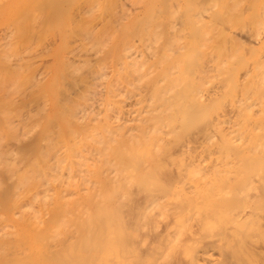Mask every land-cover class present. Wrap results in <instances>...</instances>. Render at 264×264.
Wrapping results in <instances>:
<instances>
[{
    "label": "bare ground",
    "instance_id": "6f19581e",
    "mask_svg": "<svg viewBox=\"0 0 264 264\" xmlns=\"http://www.w3.org/2000/svg\"><path fill=\"white\" fill-rule=\"evenodd\" d=\"M42 1L43 4H40L47 6L46 3L44 4V0ZM51 1V5L55 6L60 1L62 2V0H59V2L55 0L57 3L54 2V4V0ZM74 1H69L68 6ZM83 1H81L82 5ZM136 1L138 2V0ZM172 1H174V4L168 5L169 8L172 7V12L169 14V16H172L169 17V22L167 21L169 18L166 20L169 24L164 21L165 19L158 20L160 17H157V15H160L157 13H163V9L169 4L167 0L163 4H166V7L161 5V8L159 2H156V8L153 9L155 11L158 8V11L157 15L153 16L152 14L156 12L153 13L151 10L153 6L147 7L146 1L143 0L140 1V4L144 2L143 6L141 5L142 15L140 16V13H137L136 19L133 20L132 18L131 20L133 23H126L127 25H125L123 22L126 20L123 22L121 20L127 19L125 17L126 11L128 14L131 9H126L124 12V8L121 6V13H119L117 9L118 1L116 0H102V2L99 0L96 5L94 3L96 1H93L94 7L91 4L92 2L88 0L90 5L85 6L94 10L98 7L96 10H99L103 15H100L101 20L98 29H95L97 23L95 26L93 24L94 29L97 30L94 32V36L91 34L94 38L89 36L94 42L91 45L95 44L94 48L89 46V42V45L87 44L90 50L93 49L92 54L90 51H86L89 49L84 47L85 49H83L88 52L85 53L88 57H83L87 55H81V58L76 59L75 55L79 52L77 51L75 55L73 52L76 53L74 50L79 46L76 48L74 46L73 50L69 49V53L73 51L70 54H73L74 60L79 61V59H82V61H79L82 62L81 64H78L77 61L73 63L71 60L73 57L67 58V56H72L69 54L66 58L64 57L65 60L60 58L61 61L63 59V63L66 62V66H62L64 69L62 72L66 73L61 72L59 76L58 73V80L55 77L57 81L55 83L53 81L54 87L52 85V88L54 91L50 98L49 107H47V104L43 105L42 102V110L38 114L35 113L36 116L42 117L41 111H43L47 120L40 123L43 121L41 118L40 120L36 118L38 122H35L37 121L35 118L32 121V118V125H30L31 122L28 123L29 119L35 115L32 113L34 116L30 117L31 111L29 110V114L26 112L30 117L28 121L23 123L21 119L20 121L17 120L25 128L21 127L25 131L23 135H20L21 130L18 133L19 135L16 134L19 130L17 132L14 130L16 133L12 131L13 134H10L11 137L9 136V132L14 127L12 123L16 121L14 119V117L16 118L15 112L13 113L15 115L12 114L14 109L11 110L12 106L9 109V104L14 105L15 96H18L20 90H23L22 93L24 92V86L30 83L31 78H28L31 74L28 75V78L26 74L25 78L22 75L23 73H20L23 72L22 69L20 72L16 71L19 76L15 73L14 78L17 77L18 82L16 83L15 79L11 80H15L14 84L20 90L17 89L19 93L16 92L15 94L14 92L15 96L12 100L9 99L11 101H7L8 97L3 101L4 97L0 95V102L2 100L0 103L2 118L0 120L3 122V125L0 124V264H264V116L262 115L264 111L262 100H264V97L261 96V93L264 95V90H261L264 89L263 83V87L259 88L261 79L264 78L259 76H264V68H262L264 60H262L263 57L256 58L263 70L262 73L260 72L261 74L259 71L257 72L258 67L256 65L258 64L255 61L253 65L257 69H255L256 73L252 72V74L257 77L255 78L252 75V78L249 77L245 80L244 77L241 79L240 76L247 75L248 70L250 71L251 68L247 65L242 67L245 63H250V61L245 62V59L241 58L242 51H247L248 48H244L246 46L242 47L244 38L241 39L242 45L240 47L245 50L241 49L242 51H240L239 43H237L238 46L235 44V47L232 41L235 40L236 42L239 38L236 40L235 35L231 34L235 33L231 30H237L236 27L240 30L236 31V34L237 32L240 34L243 29L244 31L251 29L252 34L255 33V37L250 33L251 31H248L249 34L245 32H242V34H251L256 42L264 44V18L258 16L264 10V6L260 7L263 0L258 4L260 10H263L258 11L257 16H255L256 12L253 9L254 16L259 17L261 21L253 16V12L248 14V16H253L255 20H251L257 26L254 25L255 27H253V23L248 22L250 29L246 27L248 24L246 21H249L247 19L250 17L245 22L242 21L246 26H242L243 23L239 19L237 23H241V25L236 23L237 19L235 17L239 14L242 15L244 11L241 9L240 13L237 14L239 11H236L235 7L240 10L239 6H232L235 4L234 2H236V5H240V3L237 4V0H229L230 2L226 0V2L234 7L233 12L234 10L237 12H234V15L237 14L235 17L229 15V18L233 20L231 25L235 21V25L241 27L236 26L235 29H229L230 35H224L223 32L225 31L223 30L226 26L224 22H222V25L225 24L224 27L222 26L223 28L219 26L220 24L216 25L214 23L218 26V30H222L221 34H216L218 32L216 31L217 28L213 26L215 29L212 32L219 37L217 42H220L222 35H224V38L228 37V39H225L227 42L221 40L222 43L226 42L227 45L229 42L232 44V52L235 48L234 52L237 53L238 57L236 53L227 51L229 49L226 48L228 45H222V51H224V47L225 52L227 51L224 54L226 56L227 53L229 54L228 59L234 54L229 59L232 62H228V64L230 63L231 65H229L232 66L236 60L238 61L241 58L245 62L242 63L240 60L243 64L242 66L239 65L241 69L249 68L248 70H242L241 73L237 72L240 67L236 70L234 66L232 68L227 64L228 60L220 48L219 52L215 50L222 43H216L220 45L217 46L211 40L212 37H216L212 36V22L220 23L225 21V18L228 19V16L224 15L226 12L221 11L222 16H227H223V20L212 21L219 16L216 15L215 6H212L213 0L211 2L209 0L205 1L209 2L208 6H210L208 8L212 10L214 7L213 11L210 9L205 10L207 5L203 8L200 7L201 9L197 7L201 6L202 3L204 4V2H201L203 0H199L200 5L199 2L194 1L193 3L198 5L187 3L188 6L190 5L189 9H186L188 6L184 4L186 0H181L184 2V9L183 7L178 8L176 2L178 0ZM220 1H222V7L225 11L230 10L232 12L228 8L229 6L224 7L223 0ZM45 2L49 4L50 1L45 0ZM253 2L256 6L257 2ZM63 3L67 4V1L63 0ZM132 3L134 9H136L135 7L139 8L140 5L136 6L133 1ZM80 6L81 4L78 7ZM56 7L60 11L54 8L56 10L48 12L50 14L54 12L53 19L56 16L57 20H54L56 23L51 20L50 24L53 25L54 23L57 26L59 15L57 16L56 13L59 14L66 5L62 8ZM126 7L128 8V6ZM18 8L19 5L13 8L14 10L11 9L8 14L13 11L15 13ZM169 8L166 9V13L169 12ZM68 9L66 7L65 11L67 12ZM147 9L149 12H147ZM243 9L245 8L243 7ZM28 10L26 9V12ZM37 10L36 14L40 11L37 12ZM72 10L74 11V8ZM23 11L25 13V10ZM150 11H152V14ZM206 11L210 13V18H213L211 19L212 22L208 20L207 23L203 19L204 14L208 15V12L205 13ZM210 11L214 13L212 14ZM30 12L29 15L33 11ZM183 12H187V16H183V18L186 17L185 21L181 18ZM24 13L20 16H23ZM134 13L136 15V12ZM96 14L99 15L97 12ZM150 14L151 17L148 16ZM29 15L26 16L30 17ZM83 15L82 18L84 19L85 16ZM105 15L106 17H104ZM263 15L261 14V16ZM155 16L158 18L157 23L155 20L154 23H151ZM166 16L168 15L166 14ZM166 16L164 17L166 18ZM209 16H207L208 19ZM27 17H24V20ZM3 18H8V16ZM41 18L43 19V17ZM149 18L152 20H149ZM88 19L84 21L91 20ZM181 19L184 21V25ZM227 19L225 21L227 23L226 27L230 28L232 26L229 27L230 24L228 23L231 22L229 19L228 22ZM22 20L19 22L20 20L16 18L12 19L14 23L10 22L14 26L16 23L22 24L24 21ZM15 21L18 22L15 23ZM162 22L163 24L167 23V30L164 29L165 26ZM64 23L67 25L66 22ZM116 23L118 24L116 25ZM17 24L14 28L17 26L21 29L23 25L18 24V26ZM4 25L7 24L2 25V30L6 29ZM9 25L8 23L6 27ZM81 25L83 26V24ZM251 26L257 32H253ZM256 27L257 30H255ZM14 28L11 27L12 32L9 31L10 34L13 33V30L15 32ZM32 28L34 27L32 26ZM18 31L20 35V31L24 32V30ZM55 32L57 34V31ZM79 32L85 34L82 33V38L93 33L89 27H85V30ZM45 33L43 36L48 34V32ZM8 34L7 37L11 36H8ZM68 34L64 35L68 37ZM17 35L16 38H18ZM233 35L234 40L229 39ZM250 36L248 37L250 38ZM30 38L32 40V37ZM80 40L82 42V39ZM164 40H167L166 43ZM163 42L165 45L168 43V45L163 46ZM252 42L254 41L252 40ZM14 43L12 44L14 45ZM19 43L22 42L19 41ZM248 43V45H251V40ZM34 44H37V41ZM8 45L10 46V44ZM30 45L28 46L30 47ZM212 45L217 47L215 48ZM25 46L27 47L26 44ZM210 47L217 52L216 55L213 54V58V50L211 52ZM248 47H251V49H249L250 52H246L249 53L246 57L256 50V47H252V45ZM14 48L16 49L15 46ZM80 48L81 54L82 49ZM159 48L160 51L164 49V52H159ZM254 48L255 50H252ZM15 49H12L11 52ZM238 49L240 53L236 51ZM263 49L262 46L260 52H264ZM16 50L18 52V47ZM220 52L225 57V61L219 59L220 62L214 63L213 60L216 61L215 58L217 59ZM5 53L3 51L0 54H3V56H0V58H3ZM13 53L14 59L19 57L16 56L18 53L16 55L15 52ZM89 53L92 58H90ZM40 55L33 56L38 58ZM56 55L58 57V54ZM262 55L264 56L263 53ZM223 56L221 55V58ZM8 57L11 61L10 56ZM25 58L24 55V58H19L20 60L18 58L17 61L13 60L14 63H19V61L22 62L21 59ZM233 58L236 59L234 62ZM0 60L2 62V59ZM9 61L7 64H9ZM14 63L8 66L15 65L16 67ZM30 63L29 67L31 66ZM24 64L21 65L23 68L27 63ZM21 66L19 63L18 68ZM7 67L5 71H3L4 69L0 70V73L3 71L0 74L3 83L8 80H4V76V78H7V76L13 78V76L9 77L12 69H9L8 74L5 73ZM65 68H67L66 71ZM63 69L61 68L60 71ZM261 69L260 71H262ZM13 74H10V76ZM66 76H69L71 80L67 79ZM262 81L264 82V79ZM18 83L23 85L19 86ZM14 84L12 82L13 87ZM34 84L36 86V83ZM37 85L39 86L38 83ZM1 86L0 83V93H3L1 92ZM6 86L8 85H5V88ZM3 87L2 89L6 91L7 88L4 89ZM27 88L31 90L29 87ZM256 89L260 94L253 95L254 92H257ZM7 92L10 95V92ZM33 94L36 95L37 93ZM19 95L25 97L26 94L20 93ZM36 97L34 96V98ZM34 98L32 100L36 101ZM18 100L21 102L20 99ZM36 102L38 104V101ZM22 104L21 107L25 105ZM37 104H35L36 107L40 105ZM21 116L24 117L23 114ZM26 123L31 128L25 127V125L27 126ZM5 131L7 133H4ZM39 131L41 132L39 133L40 136H37ZM200 141L204 145L198 147L197 144H200ZM186 176L187 179L188 176H194V178L198 176L196 178L198 180H193L194 178L190 177V180L187 181ZM206 176L209 180L204 179L203 181L202 179ZM227 176L228 178H226ZM230 176H232V179ZM234 176L238 179H235ZM199 179L204 183L201 181L199 183ZM196 181L199 183L200 188H198ZM201 184H204L205 187ZM140 199H143L141 200L143 205L140 203ZM133 216L135 219H133ZM171 221L173 224H170ZM162 226L165 227V231L161 228ZM160 231L166 235L164 233L162 235ZM167 238L170 239L168 242L170 244L167 243ZM152 239H158V245L154 244V246L151 243L153 246H150ZM162 240L164 242L167 240L166 244L161 243ZM160 243L163 244V247ZM145 252L149 253L146 257L144 256Z\"/></svg>",
    "mask_w": 264,
    "mask_h": 264
},
{
    "label": "rangeland",
    "instance_id": "374dc122",
    "mask_svg": "<svg viewBox=\"0 0 264 264\" xmlns=\"http://www.w3.org/2000/svg\"><path fill=\"white\" fill-rule=\"evenodd\" d=\"M0 1H1V2H0V3H1V4H0V20L2 19V20L0 21V28H1V29H0V37H1V38H0V45H1V46H0V54L3 53V51H4V53H5V51H6L5 55H7V56L4 55L3 58H0V59H2V62H1V60H0V68H1L0 70L4 69L3 71H5V70H6V67H7L9 64L14 63V62H15L14 60H16L17 58H18V59H19V58H24V55H25V57H26L27 59H26V58H25L26 60H25V59H21L22 62L19 61L20 66L22 65V63H25L24 65H26V63H27L26 66L29 67V63L31 62V63H30L31 66H30L29 68H27L26 66H25V68H23V67L21 66V67H19V68H20V69H19V68H18L19 63H14V64H16V67H15V65H14V66H13V65H10L11 68H9L10 66L7 67V71H6L5 73H7V72L9 73L11 69H12V71H11L12 73H10V74H13V73H14V74L11 75V76H10V74H9V77H12V76H13V78H8V76H7L8 73L6 74L7 78H4L5 76L3 77L4 80H5V79H8V80L10 79L9 81L6 80L9 84L11 83L10 85H9L7 82H4V83H7V84H4V83L2 82V78L0 77V78H1V79H0V83H1V85L4 86V87H3L4 89L7 88L6 91H5V90L2 89V86H1V92H3V93H0V95L4 97V98H3V101H4V99H7V97H8L7 101H8L9 99L12 100L13 96H15V95H14V92H15V94H16V92H17V93L20 92L21 94H24V95L26 94L25 97H23V95H19V94H20V93H19L18 96H17V95L15 96L16 98L14 97V98H15V99H14V105L9 104V105H10V106H9V109H11V108H12L11 110L14 109V110L12 111V114H13L14 112H15V114H16V115L13 114V115L16 116V118L14 117V119H16V121H14V122L12 123V125L14 126V127L12 128L13 130L10 129L11 131L9 132V136L11 137L10 134H13L12 131H14V130H15L16 132L19 130L17 133L14 131L16 134H18V133H20V132L22 131V132L20 133V135H23V133L25 132V131H23V129H21L22 124H21V123H20V124L18 123V122L20 121V119H21V121H23V123H25L26 121H28V119H29L31 116H34L35 113H36V114L40 113L39 111L42 110V109H41V106L43 107V105H46V104H47V107H49V105H50V103H51V99H50V98H51L52 92L54 91V89L52 88V85H53V87H54V83L59 79V77H57V74L59 73V74H58V76H59V75L61 74V72L64 71V69H63L62 66H66V65H65L66 62L64 61V63H63V59H64V57L66 58V56H67L68 54H69V55H72V56H67V58L70 59L71 57H73V58H71V60H72L73 63H74V62L77 61V60H74V56H73V54H74V55L77 54V51L79 52L77 55H80V56L78 57L77 55H75V58H76V59L81 58V55H87V54H85V53H88L89 51H90V53L92 54V50H93V49L90 50L89 48H90L91 46L93 47L95 44H92V45H91V43H94V42H92L93 39H92V38L90 39V37H93V36L95 35L94 32L97 31V30H95V29H98L97 27L100 26V20H101V19H100V15H101L102 13H100L99 10H96L98 7H97L95 10L86 7L87 5H90V4H89L90 2L88 3V0H87V1H86V0H84V1H83V0H75L74 2H72V4H69V6H68V3H69V1L71 2L72 0H69V1L66 0V1H67V4H66V3L64 4V3H63V0H62V2L60 1L61 3H60L59 0H58L59 3H58V5H56V6H59V7L62 8L63 6L66 5L67 9H68L69 7H70V8L68 9L67 12L65 11L66 7L62 8V9H61V12H60L59 14L55 12V13L57 14V16L59 15V17H58V21H57V26H56V24H54L53 22H52L53 25L50 24V23H51V20H53V21H54L55 19L57 20L56 16H55V18L53 19V16H54L53 13H54V12H52V13L50 14L48 11L51 12V11H54V10H56V9L60 11V9H58V7H56V6L53 5V4H52V5H53V6H52V5H51V2H52L51 0H48V2L50 1L49 4H48L47 2H45V0H44V4L46 3L47 6H46V5H45V6L42 5V4H43V1H42V0H19L18 2H17L16 0H3V1L0 0ZM31 1H32V2H31ZM37 1H39V3H37ZM40 1H41V2H40ZM46 1H47V0H46ZM64 1H65V0H64ZM81 1H83V5H82V2H81ZM89 1L92 2L91 4L93 5V7L96 5L97 2H99V0H89ZM93 1H96V2H94L95 5L93 4ZM103 1H104V0H103ZM116 1H118L117 3H118V6H119V7L117 6V9H118L119 13H121L120 8L122 9V7L124 8V12L126 11V9H127V10H130V9H131V10H130L131 12H130V13L128 12V14H127V11H126V16H125V17H126L127 19H123V20H121L122 22H123L124 20H126V21L123 22L125 25L130 24V23H133V21H131L132 18H133V20H134V18H135L139 13H140V14H139L140 16L142 15V13H141L142 10H141V9H142L143 3H144L145 1H146V2H145V3H146V6L148 5L147 7H152V6H153V7L151 8V10L153 11V13L156 11L155 14H152V13H151L152 11H150V13L152 14V16H153V15H157V14H160V15L163 16V14L166 13V12H165L166 9L169 8L168 5L171 6V5L174 4V1H172V0H171V1H168V0H167V3L169 2V4H167V5L165 4V5L167 6V7H166L165 5H163L164 2H165L166 0H164V1L162 0L163 3H162L161 0L158 1L159 4H160V6H159L160 8H161L162 6H164V7H166V8H164V7H163L164 9L162 8V9L164 10L165 13H164L163 11H162L163 13H159V12L157 13L158 8H157V10L155 9V11H154V9H153L154 7L156 8L155 5L158 3L157 0H156V1H153V0H152V1H151V0H144V2H143L142 4H140V3H141L143 0H138V2H137L136 0H129V1H128V0H121L120 2H119V0H116ZM132 1L135 3L136 6H137V5H138V6L140 5L139 8H138L140 11L137 9V7H135L136 9H134V8L132 7V4H133ZM135 1H136V2H135ZM140 1H141V2H140ZM182 1H183V0H182ZM182 1H181V0H180V1H179V0L176 1V2H177V6H178L179 9H181V8L184 6V5H183L184 2H182ZM186 1H187V2H186ZM186 1H185V3H184V4H186V5H187V3H189V4L192 3V5H198V4L200 5V4H201V3L199 2V0H192V2H191V0H189L190 2H189L188 0H186ZM193 1H194V2H199V3H198V4H197V3L194 4ZM205 1H206V0L201 1V2H204V4L202 3L203 6H202V4H201V6H197V7H199V8L201 7V8H203L205 5H207V7H205V10H206V9H210V10H211V8H208V7L210 6V5L208 6V4H209V2H211V0H209V2L207 1L208 3L205 2ZM224 1H225V2H224ZM228 1H229V0H228ZM233 1H235V0H233ZM253 1L257 2V3H256V6H255V3H254ZM261 1H262V0H257V1H256V0H248V1H247V0H243V1H238V0H237V4L240 3V5H236V2H234L235 4L232 5V6H239L240 10L238 9V7H235V8H236L235 10H236V11H239V12L237 13L235 10H234V12L237 13V14H239L240 11H241V9L244 10V11H243L242 15L239 14V15H241L242 17L239 16V15H238L239 17H238V16L235 17L237 14L234 15L235 13H234L233 10H232L234 7L230 6V3H229L230 1H229V2H226V0H223V3H225V4H224V7L229 6L228 8H230V9L232 10V12H230V10H229V11H225V10L223 9V7H222V5H223V4H222V1L218 0V2H219V4H218L217 0H215V1L213 0V2H212L213 5H212V3H211V5H212V6H215V10H217V14H216V15H219V16L221 17L222 14L226 12L224 15H227L229 21L231 22V23H228V24H230L229 27L232 26V27H230V28H227V27H226V26H227V23H226L225 21H226L227 18L224 19L225 21H221V19L223 20V18H224V17H227V16H224V15H223L224 17L222 16L221 18L218 16L220 20L217 19L218 17H217V18L215 17L216 19H215V18L213 19V18H210V16H209L210 13L208 12V11H209V10H208V11L205 12V13L208 12V15H207V14H204V13L202 12V13L205 15V16L203 17V19H205V21H207V23H208V20L211 21V19H213L212 21H214V20H215V21H217V20H218V21H221L220 23H219V22H218V23H217V22H212V21H211V22H212L213 24L216 23V25H217V24H220V25H219L220 27H222V26L224 27L225 24H226V26L224 27V30H223V31H225V32H223V34H224V35H226V34H229V35H230V32H228V31H230L229 29H235L234 27L239 26V25H235V21H234V24H233V25H235V26L231 25L233 20H232V18H229V15L231 14L230 17H235V19H237V20H236V23L239 22V20L241 21V23H243L242 21L245 22L246 19L250 17L249 19H247V20H249V21H246V22H247V23H248V22H251V24L253 23L252 26L255 27L254 25H256V24H254V21H252L251 19H253V16L255 15V14H254L255 12H256V15H255V16H257V14L263 10V9H262L263 7L261 8L262 10H260V7H261V6H264V5H263L264 0L262 1V5H260V7L258 6V4L261 3ZM54 2L57 3L55 0L53 1V3H54ZM75 2H76V3H75ZM85 2H87V3H85ZM101 2H102V0H101ZM148 2H149L150 5L147 4ZM156 2H157V3H156ZM170 2H171V4H170ZM181 2H182V3H181ZM216 2H217V3H216ZM250 2H251V3H250ZM252 2H253V3H252ZM19 3H20V4H19ZM40 3H42V4H40ZM55 3H54V4H55ZM138 3H139V4H138ZM180 3H181V4H180ZM205 3H206V4H205ZM215 3H216V5H214ZM226 3H227V4H226ZM25 4H27V5H25ZM37 4H38V5H37ZM39 4H40V5H39ZM75 4H76V5H75ZM77 4H78V5H77ZM80 4H81V6L78 7ZM228 4H229V5H228ZM231 4H233V2H231ZM243 4H244V5H243ZM253 4H254V5H253ZM17 5H19V8L16 9L17 11L15 10V13H14V11H13V12H12L13 14L11 13L12 15H11V14H8L9 11L11 12V9L16 8ZM23 5H24V6H23ZM60 5H61V6H60ZM85 5H86V6H85ZM92 5H91V7H92ZM124 5H125V6H124ZM141 5H142V6H141ZM151 5H152V6H151ZM161 5H162V6H161ZM179 5H180V7H179ZM245 5H246V6H245ZM247 5H250V6L247 7ZM6 6H7V7H6ZM13 6H14V7H13ZM39 6H40V7L42 6V8H40ZM121 6H122V7H121ZM126 6H128V8H127ZM177 6H176V9H177ZM187 6H188V5H187ZM189 6H190V5H189ZM189 6L186 7V9H189V8H190ZM212 6H211V7H212ZM28 7H29V8H28ZM37 7H39L40 9L37 8ZM43 7H45L44 10H43ZM46 7H47V9H46ZM51 7H52V8H51ZM89 7H90V6H89ZM93 7H92V8H93ZM173 7H174V6H173ZM191 7H192V6H191ZM197 7H196V8H197ZM231 7H232V8H231ZM243 7H244L245 9H243ZM249 7H251L252 9L249 8ZM253 7H254V8H253ZM3 8H4V9H3ZM54 8H56V9H54ZM73 8H74V11L72 10ZM76 8H77V9H76ZM81 8H82V9H81ZM84 8H85V9H84ZM160 8H159V9H160ZM171 8H172V7H171ZM171 8H169V12L166 13L168 16H166V14L164 15V16H166V18H165L164 16L162 17V16H160V15H159V16L157 15V17H160V18L158 19V18L155 16L156 19H155V17H154L153 22L151 21V23H154V20H155L156 23H157V21H158V20H161V18H163L162 20L165 19L164 21H166L170 16H172V15L169 16V14L172 12ZM199 8H198V9H199ZM201 8H200V9H201ZM228 8H227V10H228ZM247 8H248V10L246 11ZM26 9H27V10L29 9V10H28L29 12H30V11H31V12L33 11L32 13L30 12L31 15H29V12H28V11L26 12ZM32 9H33V10H32ZM34 9H36V10L38 9L37 12H38L39 10H40L39 12H41V11L43 10L44 13H43V11H42L41 13L38 12V14H36V13H35L36 10L34 11ZM52 9H53V10H52ZM80 9H81V10H80ZM174 9H175V7H174ZM174 9H173V10H174ZM183 9H184V7H183ZM200 9H199V10H200ZM253 9H255V12H254ZM13 10H14V9H13ZM23 10H25V13H24ZM62 10H64V11H62ZM71 10H72V12H71ZM75 10L77 11V13H76ZM82 10H83V12H82ZM84 10H85V12H84ZM87 10H88V11H87ZM147 10H148V9H147ZM149 10H150V8H149ZM149 10H148L147 12H149ZM170 10H171V11H170ZM213 10H214V7L212 8L211 11H213ZM252 10H253V11H252ZM91 11H92V12H91ZM159 11H161V10H159ZM200 11H201V10H200ZM202 11H204V10H202ZM211 11H210V12H211ZM221 11H222L223 13H221ZM258 11H259V12H258ZM45 12H46L47 16H46ZM57 12H58V11H57ZM65 12H66V16H65ZM88 12H89V13H88ZM96 12H97L99 15H97ZM134 12H136V15H135ZM228 12H230V13L228 14ZM249 12H250V13H249ZM252 12H253V16H252V15H251V16H250V15L248 16V14H251ZM262 12H263V13H260L258 16L264 18V15H263V14H264V10H263ZM23 13H24V15H23L24 17H27L26 15H29L30 17H27V18L24 20V17H23V16H20V15H22ZM70 13H71V14H70ZM72 13H73V14H72ZM85 13L88 14V15L86 16ZM93 13H94V14H93ZM137 13H138V14H137ZM156 13H157V14H156ZM211 13L213 14L214 12H211ZM39 14H40V15H43V16H40ZM83 14H85V15H83ZM89 14H92V15L89 16ZM103 14H104V13H103ZM116 14H118V13H116ZM132 14H133V15H132ZM151 14L148 15V16L151 17ZM203 14H202V15H203ZM232 14H233V15H232ZM261 14H262L263 16H261ZM10 15H11V16H10ZM14 15H15V16H14ZM34 15H35V16H34ZM36 15H37V16H36ZM44 15H45V17H44ZM49 15H50V16H49ZM71 15H73L75 18H74L73 16H71ZM78 15H79V16H78ZM82 15L85 16L84 19L82 18ZM93 15H94L95 19H94ZM118 15H119V14H118ZM181 15H182L181 18L184 20V19H186V17L183 18V16H187V12H183V13H181ZM7 16H8V18H5V19L3 18V17H7ZM18 16H20V17L18 18ZM38 16H39V17H38ZM48 16H49V17H48ZM68 16H69V17H68ZM101 16H103V15H101ZM131 16H132V17H131ZM207 16H209V19L207 18ZM211 16L214 17L213 15H211ZM255 16H254V17H255ZM31 17H32L33 19H32ZM41 17H43V19H42ZM46 17H48V18H46ZM64 17H66L68 21H67L66 18H64ZM71 17H72V18H71ZM78 17H79V18H82V19L80 20ZM104 17H106V15H105ZM104 17H101V18H104ZM251 17H252V18H251ZM259 17H258V18L255 17V18L260 20ZM16 18H17V20H20L19 22H21L22 19L24 20V21L22 20V21L24 22V24H23V22H22V24L18 23L19 25H23L24 28H23V26H22V28L20 27L21 29L17 28V26L14 28V26L17 24L16 22H18V21H15L16 24H14V26H12L13 23H14V22L12 21V19L14 20V19H16ZM29 18H30V19H29ZM88 18L91 19V20H90V21H87V20L84 21L85 19H88ZM152 18H153V17H152ZM206 18H207V20H206ZM240 18H241L242 20H241ZM40 19H41V20H40ZM47 19H48V20H47ZM70 19H71V20H70ZM77 19H78V21H77ZM89 19H88V20H89ZM92 19H94V20H92ZM97 19H98V21H97ZM135 19H136V18H135ZM157 19H158V20H157ZM182 19H181V21H182V24L184 25L183 22H184L185 20L183 21ZM228 19H227V21H228ZM238 19H239V20H238ZM261 19H262V18H261ZM27 20H28V22H30L31 24L28 23ZM33 20H34V21H33ZM37 20H38V21H37ZM60 20H61V22H60ZM72 20H73V21H72ZM79 20H80V21H79ZM149 20H152V19L149 18ZM250 20H251V21H250ZM253 20H255V19H253ZM10 21L13 22V23H11ZM31 21H32V22H31ZM40 21H41V22H40ZM42 21H44V22H42ZM49 21H50V22H49ZM71 21H72V22H71ZM81 21H83V22H81ZM164 21H163V22H164ZM167 21L169 22V21H170V18H169ZM167 21H166V22H167ZM229 21H228V22H229ZM256 21L259 22L258 20H256ZM260 21H261V20H260ZM263 21H264V19H263ZM34 22H35V23H34ZM36 22H37V24H36ZM54 22L56 23V21H54ZM64 22H66L67 25H65ZM80 22H81V24H83V26L80 24ZM84 22H85V23H84ZM93 22H94V23H93ZM163 22H162V24H163ZM168 22H167V23H168ZM211 22H210V24H211ZM222 22H224L225 24L222 25ZM8 23H9L10 25L12 24L11 27H12V29H13V28L15 29V32H16V33H15L14 30H13V33L10 34V32H12V31H11L12 29H11L10 25H9L8 27H6V26L8 25ZM32 23H33V24H32ZM42 23H43V24H42ZM47 23H48V24H47ZM70 23H72V24H70ZM74 23H75V24H74ZM96 23H97L98 26L96 25ZM126 23H127V24H126ZM167 23H166V24H163V25L165 26L164 29L166 28V30H167ZM241 23H237V24H240V25H241ZM255 23H256V22H255ZM3 24H7L6 26L4 25V27H5L6 29L10 27V29H8L7 31H6V29L2 30V29H3V27H2ZM18 24H17V25H18ZM62 24H63L64 27L62 26ZM79 24H80V26H79V28H78V30H77V27H78ZM93 24H94V26L96 25V26H95V27H96L95 29H94ZM117 24H118V23H116V25H117ZM168 24H169V23H168ZM182 24H181V26H182ZM185 24H187V22H185ZM213 24H212V27H211V28H212V29H211V32H212V31L214 32L213 29L217 28L216 31H218V32H217V33L215 32V33H216V34H218V33L221 34V33H222V30H221V31L218 30V26H216L215 24L213 25ZM243 24H245V23H243ZM243 24H242V26H246V24H245V25H243ZM257 24H258V23H257ZM19 25H18V26H19ZM28 25H29V27H28ZM31 25H32L34 28H32ZM35 25H37V26H35ZM39 25H40V26H39ZM41 25H42V26H41ZM46 25H47V27H46ZM68 25H69V26H68ZM75 25H76V26H75ZM179 25H180V24H179ZM49 26L51 27V29H50ZM52 26H53L54 28H53ZM70 26H72V27H70ZM213 26H215V28H214ZM252 26H251V28H253ZM256 26H257V25H256ZM30 27H31V28H30ZM35 27H36V28H35ZM55 27H56V28H55ZM65 27H66V28H65ZM75 27H76V28H75ZM85 27H87V28L89 27L90 30H91L94 34H93V33H90V35L88 34V36H86L85 38H84V36H83V38H82V33H83V32L80 33L79 31H81V30L83 31V29L85 30ZM183 27H184V26H183ZM223 27H222V28H223ZM239 27H241V26H239ZM246 27H248V28L250 29V24L248 23ZM16 28H17L18 30H24V32L20 31V33H21V35H20V34L18 33L19 31H18ZM27 28H29V29L27 30ZM91 28H92V29H91ZM222 28H221V29H222ZM225 28H226V30H225ZM236 28H237V30H231V32L235 31V33H234V32L231 33V34H234L235 37H234V35H233V36H230L231 38H229V39L232 40V39H233L232 37L236 38V40H238V38H239V40H241V39L244 38V41H243V45H242V43H241L242 40H241V41L238 40L239 42H238V41L235 42V40L233 39L234 41H232V43H234V45L237 44V43H239L240 45L237 44V46L239 45V47H240L241 45H242V47L246 46V47H244V48H248V50H247L248 52H250L249 49H251V47L249 48L248 46H251V45H252V47H256V50H257V51L255 50V48L252 49V50H255V52L253 51V52H254V53L252 52L253 54L250 53L251 55H249L248 57H246V56H247L249 53L247 54V53H246L247 51H242L244 48H241V47H240V51H242L243 55L241 54V56H242V57H241L240 54H239V58H240V57H241V58H244V59H245V62H249V61H250L249 64L243 62V61H242L243 59H241V58H240V59L237 58L238 61H237L235 58H233V62H234L235 60H236V62L233 63L232 66H230L231 64L229 63V64H230V65H229L228 62H232V61H229V59H231V58L233 57V55H234L236 52H234V50H235V48H234V50H233L234 54L232 55V57L230 56L229 59L227 58V56H228L229 54L227 53V56L225 55L226 52H227L228 50L232 52V50H231V49H232V47H231L232 44H230V43L228 42V43H227L228 46L226 45L227 40H225V39H226V38L228 39V37L225 36L226 38H224V35H222L223 37H222V39H221V38H220V39H221V40H225L226 42L222 43L221 40H220V42H217V41H219V37H218V35H217V36L214 35V33L212 32V36H216V37H212L211 40L214 41L213 44L215 43V45H217V44H221V43H222L221 46H220V45H217V46H220V47H217V46L214 45L215 48H216V47L218 48V50H217V48H216V49L214 48L217 52H219V51L221 50V52H223V54H224V52H225V47H224V51H222V49H223L222 45H223V44L227 46L226 48H229V49H227V51L225 52L224 55L226 56V59L228 60V61H227V64H228L230 67H232V68L235 67L236 70H237L240 66L243 65L242 63H245V65H243L242 67H245L246 65H247V67H248V66L251 67V68H250V71L248 70L249 68H247V67H246L247 69L244 68L245 70H248V72H249L247 75L242 76V75L240 74V75H241V76H240L241 79L245 77L244 79L246 80V79L249 78V77L252 78V75H253V77H255L254 74H252V72H253V73H254V72L256 73L255 69H257V68L253 65V64L255 63V61H256V62L258 61V60H256V58H257V57H263L262 60H264V56L262 55V53L264 54V52H260L261 49H262V46L264 47V44H259L258 42H256V41L254 40V38H253L252 35H254V37H255L256 35H255V33L252 34L251 29H250V30L247 29V31H244V29L242 28L243 31H242V29H241V31H242V32H245L246 34L248 33V31H249V32L251 31L250 33H251L252 35H251V34H250V35H251L252 37H251L250 35H244V34H242V32H240V34H239V32H237V34H236V31H240V30H238V27H236ZM244 28H245V27H244ZM30 29H31V31H30ZM32 29H34V30H32ZM53 29H57V30H55V31H57V34H56V32H55ZM64 29H65V30H64ZM68 29H69V30H68ZM72 29H73V31H71ZM79 29H80V30H79ZM93 29H94V31H93ZM99 29H100V28H99ZM227 29H228V30H227ZM16 30H17V31H16ZM48 30H49V31H48ZM58 30H59V31H58ZM66 30H67V31H66ZM75 30H77L78 32L75 31ZM86 30H87V29H86ZM245 30H246V28H245ZM252 30H253V32H257V31H254V28H253ZM255 30H257V27L255 28ZM9 31H10V32H9ZM25 31H27V32H25ZM33 31H34V32H33ZM51 31H52V32H51ZM60 31H62V32L60 33ZM69 31H70V33L68 34ZM30 32H31V33H30ZM45 32H46V33L48 32V34H46ZM85 32H86V31H85ZM8 33H9V34H8ZM44 33L46 34V36H43ZM59 33H60V34H59ZM63 33L66 34V35L68 34V37H67L66 35H64ZM79 33H80V35H79ZM164 33H165V31H164ZM1 34H2V36H1ZM7 34H8V36H9V35H11V36L7 37V36H6ZM14 34H15V35H14ZM16 34H18L17 37H18L19 39L15 37ZM77 34H78V35H77ZM91 34H92L93 36H92ZM238 34H239V35H238ZM248 34H249V33H248ZM13 35H14V36H13ZM19 35H20L21 37H20ZM28 35H29V36H28ZM47 35H48V36H47ZM59 35H61V36H59ZM62 35H63V36H62ZM83 35H85V34L83 33ZM229 35H228V36H229ZM237 35H238L239 37H238ZM242 35H243V36H242ZM35 36H37V37H35ZM42 36L45 37L46 39H45V38L43 39ZM69 36H70V37H69ZM89 36H90V37H89ZM219 36L221 37V35H219ZM248 36H250V38H249ZM6 37H7V38H6ZM30 37H32V40H31ZM40 37H41V38H40ZM75 37H76V39H75ZM245 37H246V38H245ZM4 38H6V39H4ZM9 38H10V39H9ZM15 38H16V40H14ZM24 38H25V39H24ZM35 38H36V39H35ZM47 38H48V39H47ZM67 38H69L68 41H66ZM71 38H72V39H71ZM86 38H89V39H86ZM93 38H94V37H93ZM223 38H224V39H223ZM248 38H249V39H248ZM252 38H253V39H252ZM1 39H2V40H1ZM7 39H8V40H7ZM23 39H24V40H23ZM33 39H35V40H33ZM78 39H79V40H78ZM80 39H82V42H85L86 44L80 42V41H81ZM84 39H85V40H84ZM215 39H217V40H215ZM246 39H247V40H246ZM13 40L15 41V43H14ZM18 40H19L20 42H22V43H19ZM41 40H43V41L41 42ZM63 40H64V42H63ZM69 40H70V41H69ZM231 40H230V42H231ZM250 40H251V45H248V44H249L248 42H249ZM252 40H253L254 42H256V43L252 42ZM1 41H2V42H1ZM9 41H10V43H9ZM16 41H18V42H16ZM23 41H25V42H23ZM26 41L28 42V44H27ZM36 41H37V44H38V45H37V44H34V42L36 43ZM39 41H40V43H39ZM45 41H46V42H45ZM101 41H102V39H101ZM164 41H165V43H166L167 40H164ZM88 42L90 43V45L88 44ZM245 42H246V43H245ZM2 43H4V44H2ZM12 43H14V45H13ZM24 43L27 45V47L25 46ZM41 43H42V45H41ZM64 43H65V44H64ZM165 43L163 42L162 45L164 46ZM210 43H212V42H210ZM216 43H217V44H216ZM253 43H254V44H253ZM257 43H258L259 45H258ZM8 44H10V46H9ZM15 44H16V45H15ZM17 44H18V46H17ZM22 44H23V45H22ZM30 44H31V45H30ZM87 44H88L90 47H89ZM229 44H230V47H231V48L229 47ZM2 45H3V46H6V47L3 48ZM19 45H20V47H19ZM28 45H30V47L32 46L34 49H33V48L31 49ZM35 45H37V46L34 47ZM66 45H68V46H66ZM70 45H71V46H70ZM81 45H82V46H81ZM85 45H87V46H85ZM167 45H168V43H167L165 46H167ZM14 46L16 47V49H17V47H18V52H17V50L14 48ZM24 46H25V47H24ZM41 46H42V47H41ZM69 46H70V47H69ZM72 46H73V47H72ZM74 46H75V48L78 47V46H79V47L76 48L77 50H76V49L74 50V51H76V53L73 52V51H71V52H73V54H70L71 52L69 53V49H72V50H73V49H74ZM80 46H81V48H80ZM163 46H161V48H164V49H165V47H163ZM212 46H213V45H212ZM212 46H211V47H212ZM214 46H213V47H214ZM44 47H45V49H44ZM47 47H48V48H47ZM50 47H51V48H50ZM84 47H85L86 49H89V50H86V51H88V52H86V51L84 50V49H85ZM87 47H88V48H87ZM211 47H210L209 49H211ZM213 47H212V48H213ZM233 47H234V46H233ZM235 47H236V45H235ZM259 47H260V48H259ZM2 48L5 49V50H3ZM25 48H26V49H25ZM27 48H28V49H27ZM65 48H66V49H65ZM79 48L82 49V50H81V52H82L81 54H80ZM83 48H84V49H83ZM93 48H94V47H93ZM95 48H96V47H95ZM219 48H220V50H219ZM237 48H238V47H237ZM12 49H15V50H13V52H15V55L18 53V55H16V56H19V57H16V59H14V58H15L14 53L11 52ZM41 49H42V50H41ZM164 49H161V51H160V48H159L158 51L163 53V52H164ZM241 49H242V50H241ZM8 50H9L10 52H7ZM23 50H24V51H23ZM29 50H33L34 52H33V51H30V52H29ZM35 50H36V51H35ZM212 50H213V49H211L210 51L212 52ZM244 50H245V49H244ZM19 51H21V52H19ZM27 51H28V52H27ZM45 51H46V53H45ZM236 51H239V49L236 50ZM240 51H239L238 53H240ZM262 51H264V49H263ZM24 52H25V53H24ZM42 52H43V53H42ZM217 52H215V51L213 50L212 55H213L214 53H215L214 55H216ZM221 52H220L219 56L217 55V59L215 58L216 61L213 60L214 63H215V62L217 63V62L219 61V59H224V58H225ZM233 52H232V53H233ZM244 52H245V53H244ZM8 53H9V54L11 53V54H13V55H11V54L9 55ZM28 53H29V54H28ZM39 53H42V54L40 55ZM90 53H89V56H91ZM229 53H230V52H229ZM260 53H261V55H260ZM21 54H22V57H21ZM37 54H38V56L40 55V57L36 58V57H37V56H36ZM55 54H58V57H57V55L55 56ZM93 54H94V53H93ZM245 54H246V55H245ZM258 54H259L260 56H259ZM31 55H32V56H31ZM33 55L36 56V57H34ZM48 55H49V56H48ZM62 55H63V56H62ZM214 55L212 56V58L214 57ZM221 55L223 56L222 58H221ZM230 55H231V54H230ZM0 56L2 57L3 54L0 55ZM8 56H10V59H12V60L14 59V60H13V61H12V60L9 61V59H8L9 57H8ZM11 56H12V57H11ZM43 56H44V57H43ZM93 56H94V55H93ZM236 56H237V53H236ZM5 57H7V58H5ZM13 57H14V58H13ZM56 57H57V59H56ZM83 57H88V55H87V56H83ZM83 57H82V58H83ZM237 57H238V56H237ZM28 58H29V59H28ZM34 58H35V59H34ZM58 58H59V59H58ZM60 58H63L62 61H61ZM90 58H92V56H91ZM3 59H4V60H3ZM5 59H6V60H5ZM31 59H33V60H31ZM38 59H39V60H38ZM251 59H252L253 61H252ZM257 59H258V58H257ZM259 59L261 60V58H259ZM7 60L9 61V64H7V63H8ZM19 60H20V59H19ZM23 60H24L25 62H24ZM27 60H28V61H27ZM30 60H31V61H30ZM64 60H65V59H64ZM80 60L82 61V59H79V61H80ZM240 60L242 61V63H241ZM246 60H247V61H246ZM3 61H4L5 63H4ZM16 61H17V60H16ZM26 61H27V62H26ZM33 61H34V62H33ZM58 61H59L60 63H59ZM79 61H77V62H79ZM222 61H225V59L222 60ZM10 62H11V63H10ZM32 62H33V63H32ZM35 62H36V64H35ZM77 62H76V63H77ZM219 62H220V61H219ZM237 62H238V63H237ZM251 62H252V63H251ZM258 62H259V61H258ZM258 62H257V64H258ZM1 63H2V64H1ZM62 63H63L64 65H63ZM76 63H75V64H76ZM81 63H82V62H81ZM81 63L79 62L78 64H81ZM236 63H237V64H236ZM262 63H263V67H262V68H264V62H262ZM17 64H18V65H17ZM33 64H35V65L33 66ZM259 64H260V62H259ZM259 64H258V65H259ZM239 65H240V66H239ZM258 65H256V66H257L258 69H259V68H260V65H259V66H258ZM32 66H33V67H32ZM35 66H36V67H35ZM39 66H40V67H39ZM233 66H234V67H233ZM261 66H262V65H261ZM12 67H13V68H12ZM44 67H45V68H44ZM16 68H17V69H16ZM30 68H31V69H30ZM42 68H43V69H42ZM61 68H62L63 70L60 71ZM9 69H10V70H9ZM14 69H15V70H14ZM21 69H22L23 72H20ZM45 69H46V71H44ZM66 69H67V68H65V71H66ZM240 69H241V67H240ZM240 69H239V71L237 70V72L241 73L242 70H244L243 68H242L241 70H240ZM258 69H257V72H258V71H259V73H260V72H261V73L263 72V70H262L261 68H260V69H261L262 71H260V69H259V70H258ZM25 70H26L27 72H26ZM34 70H35V71H34ZM39 70H40V71H39ZM41 70H42L43 73L41 72ZM236 70H234V71L236 72ZM3 71H1V73H2ZM14 71H15V72H14ZM16 71H17V72H20V73H23V74H22L23 77L27 74V78H28V75H30V74L32 75V74L34 73V74L32 75V77H31V75H30V77L28 78V79H30V78L32 79V78L34 77V78L32 79V81H31V79H30V83H29L30 85L27 84V82H29V81L26 79V80H27V82H26L27 86H26V85L24 86L26 91L24 90L23 93H22L23 90L21 91V90L18 88V86L14 84L15 82H16V83L18 82V81H17L18 78H17V77H16L17 79L14 78V77H15L14 75H16V74L18 75V73H17ZM24 71H25V72H24ZM36 72H37V73H36ZM1 73H0V74H1ZM15 73H16V74H15ZM38 73H39V74H38ZM62 73L65 74L66 72H62ZM261 73H260V74H261ZM3 74H4V73H3ZM38 75H39V76H38ZM41 75H42V76H41ZM62 75H63V74H62ZM62 75H61V76H62ZM250 75H251V76H250ZM263 75H264V74H263ZM0 76H2V75H0ZM18 76H19V75H18ZM36 76H38V77L36 78ZM259 76H260L261 78L264 77V76H261V75H259ZM41 77H42V78H41ZM55 77H57V78H56L57 80H55ZM240 77H238V78H239V80L241 81ZM256 77H257V76H256ZM256 77H255V78H256ZM25 78H26V76H25ZM61 78H62V77H61ZM66 78H67V79H70L69 76H66ZM255 78H254V79H255ZM261 78H260V79H261ZM11 79H15L16 81L14 80V81H15V82H14V81L11 80ZM20 79H21V78H20ZM22 79H24V78H22ZM244 79H243V80H244ZM263 79H264V78H263ZM263 79H261V82H260L261 85H262V83H263V85H264V82L262 81ZM18 80H19V79H18ZM26 80H24V81H26ZM37 80H38V81H37ZM42 80H43V81H42ZM70 80H71V79H70ZM21 81H22V80H21ZM53 81H54V83H53ZM12 82H13V84L17 87L16 89H15V86H14V87L12 86ZM32 82H33V83H32ZM2 83H3V84H2ZM19 83H20V82H19ZM19 83H18V85H19ZM22 83H23V82H22ZM22 83H21V84H22ZM34 83H36L37 88H36V86H34V85H35ZM37 83L39 84V86L37 85ZM40 83H41V85H40ZM52 83H53V84H52ZM21 84H20L19 86H22V85H23V84H22V85H21ZM31 84H32V85H31ZM258 84H259V82L257 83V85H258ZM260 84H259V88H260V87H263V85L261 86ZM5 85H8V86H10V87L6 86V88H5ZM28 85H29V86H28ZM30 86H33V87H30ZM27 87H29L31 90H29ZM50 87H51V88H50ZM8 88H9V89H8ZM10 88H11L12 90H11ZM13 88H14V89H13ZM20 88L22 89L23 87H20ZM35 88H36L37 90H36ZM257 88H258V87H257ZM263 88H264V87H263ZM17 89H19L20 91L18 92ZM23 89H24V88H23ZM2 90H3V91H2ZM38 90H39L40 92H37ZM261 90H264V89H261ZM7 91L10 92V93H9L10 95H8V92H7ZM34 91H35V92H34ZM48 91H49V92H48ZM255 91H257V92H254L253 95H255L256 93H257V94H260V93H258V90H257V89H256ZM4 92H5V93H4ZM12 92H13V93H12ZM25 92H29V93H25ZM31 92H32V94H31ZM33 93H35V94L37 93V94L34 95ZM41 93H42V94H41ZM263 93H264V92H263ZM5 94H6V95H5ZM28 94H29V95H28ZM39 94H41V95H39ZM27 95H28V96H27ZM31 95H32L33 97H32ZM43 95H44V96H43ZM5 96H6V97H5ZM10 96H12V97H10ZM34 96H37V97L34 98ZM261 96L264 97V95H263L262 93H261ZM9 97H10V98H9ZM19 97H20V98H19ZM30 97H31V98H30ZM258 97H259V96H258ZM263 97H262V98H263ZM21 98H22V99H21ZM25 98H26V99H25ZM29 98H30L31 101L29 100ZM33 98H34L36 101H38V104H40V105H38L36 101L32 100ZM38 98H39V100H37ZM46 98H47V99H46ZM0 99H1V98H0ZM18 99H20L21 102H20ZM27 99H28V100H27ZM40 99H41V100L43 99V101H41ZM223 99H224V98H223ZM223 99H222V100H223ZM11 100H9V101H11ZM15 100H16V101H15ZM22 100H23V101H22ZM44 100H45V101H44ZM261 100H262V99H261ZM29 101H30L31 103H30ZM39 101H40V102H39ZM1 102H2V100H1ZM1 102H0V103H1ZM28 102H29L30 104H29ZM33 102H34V103H33ZM42 102H43V103H42ZM46 102H47V103H46ZM262 102H264V100H262ZM9 103H10V102H9ZM22 103L25 104V105H23ZM41 103H42L43 105H42ZM44 103H45V104H44ZM21 104L23 105V107H21ZM35 104H37L38 106L36 107ZM263 104H264V103H263ZM27 105H28L29 107H28ZM11 106H12V107H11ZM19 106H20V107H19ZM0 107H1V105H0ZM10 107H11V108H10ZM18 107H19V109H20V108H21V109H20V110L17 109ZM30 107H32V109H30ZM38 107H39V108H38ZM45 107H46V106H45ZM23 108H24V110H22ZM33 109H34V110H33ZM36 109H37V110H36ZM225 109H226V108H225ZM29 110L31 111V113H30V117H28L29 115H27V113L29 114ZM263 110H264V106H263ZM16 111H17L18 113H17ZM32 111H33V112H32ZM10 112H11V111H10ZM26 112H27V113H26ZM41 112H42V114L44 115L43 111H41ZM219 112H220V111H219ZM221 112H223V111L221 110ZM32 113H33L34 115H33ZM261 113H262V112H261ZM0 114H2L1 111H0ZM20 114H21V115L23 114L24 117L22 118V116H21ZM25 114H26L27 116H26ZM17 115H18V116L20 115V116L18 117ZM43 115H41L42 117H39V115H37V116L35 115L36 117H35V116H34V117H31V119H29L30 121H28V123L31 122L30 125H32V121H34V118H35V119L38 118V120H40V118H41V120H43V121H41L40 123L45 122V121L47 120V117H45V115H44V116H43ZM262 115L264 116V111H263V114H262ZM25 116L28 117V118H26ZM1 118H2V117H1V115H0V119H1ZM12 118H13V117H12ZM25 118H26V119H25ZM32 118H33V120H32ZM263 118H264V117H263ZM18 119H19V121L17 122ZM22 119H24V120H22ZM31 120H32V121H31ZM36 120H37V119H36ZM38 120L35 121V122H38ZM24 121H25V122H24ZM15 123H16V125H14ZM0 124L3 125V122H1V120H0ZM18 124H19V125H18ZM26 124H27V123H26ZM36 124H37V123H36ZM2 125H1V126H2ZM24 125H25V124H24ZM33 125H35V123H33ZM25 127H30V128H31V126H29V124H27V126L25 125ZM14 128H15V129H14ZM22 128H24V127H22ZM16 129H17V130H16ZM24 129H25V128H24ZM20 130H21V131H20ZM6 131H8V129H6ZM6 131H5L4 133H7ZM40 131H41V130H40ZM40 131L38 132L37 136H40V134H39V133H41ZM11 132H12V133H11ZM15 133H14V134H15ZM18 135H19V134H18ZM37 136H36V137H37ZM6 137H8V136L6 135ZM205 144H206V143H205ZM197 145H198V147H200L201 145H204V144H203V142L200 141V144L198 143ZM263 154H264V153H263ZM188 177H189V178L191 177L192 179L194 178V176H188ZM202 177H203V176H202ZM202 177H200V178H202ZM209 177H210V176H209ZM213 177H214V176H213ZM215 177H216V176H215ZM223 177H224V176H223ZM230 177H231V179H232V176H230ZM234 177H235V176H234ZM239 177H241V176H239ZM184 178H185V177H184ZM189 178H188V179H189ZM196 178H198V176H197ZM196 178H194L193 180H198V179H196ZM211 178H212V177H211ZM217 178H218V176H217ZM226 178H228V176H227ZM263 178H264V177H263ZM186 179H187V176H186ZM188 179H187V181L190 180V179H189V180H188ZM192 179H191V180H192ZM204 179L209 180V178H208L207 176H206V178L204 177L202 180L204 181ZM235 179H238V178L235 177ZM181 180L183 181L182 178H181ZM202 180L199 179V183H200V181L202 182ZM233 180H234V178H233ZM182 181H181V182H182ZM184 181H185V180H184ZM196 182H197V181H196ZM196 182H194V183H196ZM205 182H208V181H205ZM197 183H198V182H197ZM197 183H196V184H197ZM199 183L197 184L198 188H200ZM202 183H204V182H202ZM180 184H181V183H180ZM201 185H204V184H201ZM197 186H196V187H197ZM208 186H209V184H208ZM203 187H205V185H204ZM203 187L201 186V188H203ZM206 187H207V185H206ZM224 189H225V188H224ZM231 193H232V191H231ZM233 195H234V194H233ZM233 198H234V197H233ZM141 200H143V199H140V203H141ZM228 200H229V199H228ZM237 201H238V200H237ZM141 204L143 205V203H141ZM236 204H237V203H236ZM140 214H141V213H140ZM135 215H136V214H135ZM135 215H134V216H135ZM134 216H133V217H134ZM133 217H132V218H133ZM133 219H135V217H134ZM133 219H132V220H133ZM171 223H172V221L170 222V224H171ZM170 224H169V225H170ZM172 224H173V223H172ZM153 225H154V224H153ZM169 225H168V226H169ZM151 226H152V224H151ZM168 226H167V227H168ZM170 226H172V225H170ZM154 227H155V226H154ZM167 227H166V228H167ZM161 228L164 229V230H163V229H160L161 231H162V230L165 231V227H164V226H162ZM168 228H169V227H168ZM168 228H167V229H168ZM167 229H166V230H167ZM169 229H170V228H169ZM161 231H160V233H162ZM163 233H164V232H163ZM163 233H162V235L165 234V233H164V234H163ZM170 234H171V233H170ZM173 234H174V233H173ZM173 234H172V236H173ZM165 235H166V234H165ZM167 236H168V235H167ZM172 236H170V237H172ZM164 237H165V236H164ZM170 237H169V238H170ZM165 239H166V238H165ZM170 239H171V238H170ZM170 239L167 238V240H168V241L166 240L167 243L169 242ZM153 240H155L156 242H154ZM149 241H150V240H149ZM152 241H153V242H152ZM152 241H150V244H149L150 246H153L154 244H155V245H158V244H157L158 239H152ZM166 241H165V242H166ZM165 242L162 240L161 243H165ZM151 243H153V245H151ZM158 243H159V242H158ZM161 243H160V244H161ZM160 244H159V245H160ZM165 244H166V243H165ZM168 244H170V243H168ZM155 245H154V246H155ZM162 245H163V244H161V246H162ZM162 247H163V246H162ZM148 255H149L148 252H145V253H144V256H145V257L148 256ZM183 264H184V263H183Z\"/></svg>",
    "mask_w": 264,
    "mask_h": 264
}]
</instances>
